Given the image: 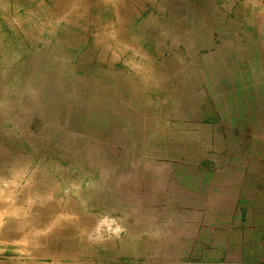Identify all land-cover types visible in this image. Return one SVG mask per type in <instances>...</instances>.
I'll list each match as a JSON object with an SVG mask.
<instances>
[{
    "label": "crops",
    "instance_id": "crops-1",
    "mask_svg": "<svg viewBox=\"0 0 264 264\" xmlns=\"http://www.w3.org/2000/svg\"><path fill=\"white\" fill-rule=\"evenodd\" d=\"M151 16L124 29L136 39L121 53L112 23L91 32L94 96L110 106L96 108L107 121L99 134L91 124L85 139L112 149L107 188L138 207L107 237L99 233L89 257L75 242L69 264H264V17L252 20L250 45L235 38L232 51L209 23L196 29L167 9ZM196 74L206 77L198 92ZM185 102H211L218 116H180ZM95 224L85 230L95 233Z\"/></svg>",
    "mask_w": 264,
    "mask_h": 264
},
{
    "label": "rangeland",
    "instance_id": "rangeland-1",
    "mask_svg": "<svg viewBox=\"0 0 264 264\" xmlns=\"http://www.w3.org/2000/svg\"><path fill=\"white\" fill-rule=\"evenodd\" d=\"M162 9L196 29L209 23L216 41L234 51L235 38L250 45L264 0H0V264H69L75 242L85 259L100 232L107 237L108 228L122 226L125 209L138 207L107 188L112 149L85 139L91 124L107 121L96 108L110 106L94 96L97 70L91 69L99 64L91 32L112 23L119 29L115 40H125L115 48L121 53L128 38L136 39L124 29ZM219 23L224 27L216 28ZM214 62L211 72L219 66ZM199 76L196 92L206 80ZM211 102L202 108L182 103L180 116L217 117ZM91 218L93 234L85 230Z\"/></svg>",
    "mask_w": 264,
    "mask_h": 264
}]
</instances>
